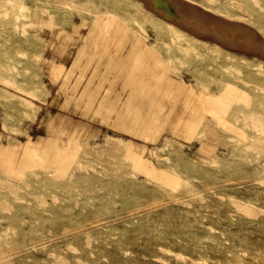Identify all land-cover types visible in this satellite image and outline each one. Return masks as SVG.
<instances>
[{"label": "rangeland", "instance_id": "1", "mask_svg": "<svg viewBox=\"0 0 264 264\" xmlns=\"http://www.w3.org/2000/svg\"><path fill=\"white\" fill-rule=\"evenodd\" d=\"M189 1L264 42V0ZM96 17L120 31L86 40ZM124 34L153 52L139 101ZM0 91L21 109L8 131L40 146L0 162V264H264V54L135 0H0Z\"/></svg>", "mask_w": 264, "mask_h": 264}, {"label": "bare ground", "instance_id": "2", "mask_svg": "<svg viewBox=\"0 0 264 264\" xmlns=\"http://www.w3.org/2000/svg\"><path fill=\"white\" fill-rule=\"evenodd\" d=\"M139 5L148 12L152 17L164 22L165 24L174 27L176 30L188 33L196 38H206L208 40H217L223 45L228 47L245 49V50H255L264 54V42L261 41L254 30L251 27L245 26L244 24L236 23L232 20L220 19L212 14H209L196 5L191 3L189 0H135ZM103 24L114 27V33H117L120 24L111 17L108 18H97L93 20L92 25L87 34L86 40H92L94 38H99L101 33V27ZM110 29V28H109ZM256 30V29H255ZM102 35V34H101ZM124 34L123 39L129 41L130 45L127 47L126 51L123 52L126 60H130L132 68L126 74L124 80V85L133 86L137 89L138 101L142 100V96L148 97L150 86L142 78V72L139 68L142 65L135 60L137 58L144 59L145 57H150L153 52L147 47V45L139 40L137 37L129 38ZM127 38H129L127 40ZM113 41L104 40V36L100 37L94 49H101L104 53H108L113 47ZM217 43V42H216ZM124 47H122V50ZM133 60V63H132ZM136 61V62H135ZM125 64H127L125 62ZM136 66H138L136 68ZM143 67V66H142ZM124 68H122V71ZM143 88V90H141ZM169 91L182 98L187 96V92L184 86H178L175 90ZM150 98V97H149ZM141 102V101H140ZM150 125V124H149ZM153 130L157 129V125H150ZM143 131V130H141ZM134 135L140 136L137 133H132Z\"/></svg>", "mask_w": 264, "mask_h": 264}, {"label": "crops", "instance_id": "3", "mask_svg": "<svg viewBox=\"0 0 264 264\" xmlns=\"http://www.w3.org/2000/svg\"><path fill=\"white\" fill-rule=\"evenodd\" d=\"M128 87L130 88L129 91H131L129 97L135 100L139 96L135 91H138V88ZM122 89L126 90V88ZM8 100L15 101V98L8 93L5 94L0 91V162L6 164L8 169L21 171L26 169L30 163L36 164L35 157L40 146L35 137L28 139L26 135L21 136V133L16 134V132L8 131L7 116L15 114L19 121L21 111L19 106L16 108V105L15 107H12L14 105H9L7 103ZM19 104L21 105V101Z\"/></svg>", "mask_w": 264, "mask_h": 264}]
</instances>
